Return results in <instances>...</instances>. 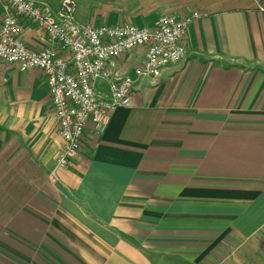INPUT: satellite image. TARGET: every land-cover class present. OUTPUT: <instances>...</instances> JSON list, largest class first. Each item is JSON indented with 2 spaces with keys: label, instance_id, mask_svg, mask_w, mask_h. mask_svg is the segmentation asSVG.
I'll use <instances>...</instances> for the list:
<instances>
[{
  "label": "crops",
  "instance_id": "crops-1",
  "mask_svg": "<svg viewBox=\"0 0 264 264\" xmlns=\"http://www.w3.org/2000/svg\"><path fill=\"white\" fill-rule=\"evenodd\" d=\"M196 12L186 60L138 79L132 104L103 135L89 125L57 178L64 141L46 76L0 61V264H264V0H126L140 27ZM86 13L79 22L108 21ZM4 17L0 6V30ZM20 22L30 50L70 58Z\"/></svg>",
  "mask_w": 264,
  "mask_h": 264
},
{
  "label": "built area",
  "instance_id": "built-area-1",
  "mask_svg": "<svg viewBox=\"0 0 264 264\" xmlns=\"http://www.w3.org/2000/svg\"><path fill=\"white\" fill-rule=\"evenodd\" d=\"M0 6L5 12L0 61L22 71L38 69L46 76L64 141L54 178L78 158L89 125L103 135L117 109L132 104L138 79L156 82L166 67L186 60L184 40L191 25L202 17L198 12L185 17L165 15L151 27L130 23L94 26L79 22L76 0H63L55 11L30 0H0ZM20 19L45 32L70 58L59 57L52 48L30 50L20 37ZM139 48H146L143 64L133 74L118 77L113 63ZM101 82L107 85L110 97L98 95Z\"/></svg>",
  "mask_w": 264,
  "mask_h": 264
},
{
  "label": "rangeland",
  "instance_id": "rangeland-1",
  "mask_svg": "<svg viewBox=\"0 0 264 264\" xmlns=\"http://www.w3.org/2000/svg\"><path fill=\"white\" fill-rule=\"evenodd\" d=\"M62 0H53L55 4H60ZM79 4L80 10L90 16L91 13L99 14L110 25L119 23H126V0H76ZM93 11V12H92ZM86 21V16L82 17ZM105 22L106 24H108ZM101 89V88H100ZM99 89V90H100ZM1 200V199H0ZM3 228V227H2ZM5 229V228H4Z\"/></svg>",
  "mask_w": 264,
  "mask_h": 264
}]
</instances>
